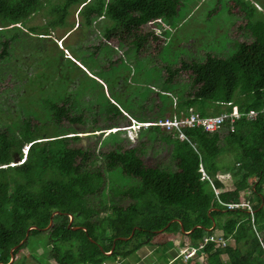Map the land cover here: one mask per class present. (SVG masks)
I'll return each mask as SVG.
<instances>
[{
    "label": "trees",
    "instance_id": "trees-1",
    "mask_svg": "<svg viewBox=\"0 0 264 264\" xmlns=\"http://www.w3.org/2000/svg\"><path fill=\"white\" fill-rule=\"evenodd\" d=\"M180 2L59 0L49 2L50 17L44 24L27 25L43 8V0H0V62L10 57L23 28L39 40L50 38L53 28L68 24L66 18L73 8L80 17L79 25L91 27L99 18H106L104 39L116 37L138 53L150 37L166 34H157L154 28L143 34L138 30L154 23L159 26V21L170 22ZM233 2L243 11V28L251 40L239 42L229 56L206 52L202 60L181 59L178 66L167 65L166 83L178 84L175 78L188 75L187 89H172L178 94L172 112L180 114L192 107L202 116L215 115L230 109L225 102L245 111L264 108V13L255 17L256 7L249 0ZM45 58L59 74L72 69L65 67L67 62L83 72L62 54ZM90 78L95 86H102ZM76 84L87 93L95 91L83 78ZM76 94L42 99L46 121H33V112L21 108L18 122L0 126V166H4L0 169V264H15L17 259L9 262L11 257L39 235L56 264H201L199 252L185 262L176 257L171 251L173 242L162 236L186 234L190 244L198 246L214 229L233 243L215 247L209 241L203 247L206 264H264V251L256 236V231L264 232V112L253 120L240 117L233 130L227 124L214 132L183 128L188 138L184 140L175 130L168 132L156 124L140 126L138 143L124 147V130L119 124L128 122L127 115H131L104 91V102L93 93L87 106ZM164 111L135 120L154 122L164 117ZM86 125L92 131L118 129L95 136L90 145L77 134ZM156 140L168 146L174 167L144 163L142 145ZM23 145L28 146L26 154L14 163L16 157H22ZM201 167L213 186L202 178ZM218 172L231 174L233 188L215 191L223 187L215 176ZM124 176L132 181L124 182ZM119 179L130 184L121 185ZM242 191H248L244 198L252 214L246 207H227L240 201ZM146 245L152 247L150 254ZM222 254L227 255V262ZM37 259L40 264H50Z\"/></svg>",
    "mask_w": 264,
    "mask_h": 264
},
{
    "label": "rangeland",
    "instance_id": "rangeland-1",
    "mask_svg": "<svg viewBox=\"0 0 264 264\" xmlns=\"http://www.w3.org/2000/svg\"><path fill=\"white\" fill-rule=\"evenodd\" d=\"M43 1L45 3L43 8L31 16L27 25L44 24L50 17L46 9L49 2L56 3L59 0ZM249 1L256 7L255 17L264 13V0ZM66 20L68 22L66 26L53 28L50 31V38L42 40L35 37L37 36L35 33L27 32L23 28V32L19 33L20 38L12 45L10 57L0 62V126L18 122L21 108L33 112V121L38 122L40 119L46 121L47 116L41 104L42 99L57 100L67 92L77 93L80 103L87 106L90 100L94 99V95L95 99L104 102V91L134 117L127 115L128 122L119 124L121 125L119 129L124 130L122 133L124 147L136 145L139 129L143 123L135 118H147L155 113L153 109L157 111L155 114L165 110L164 117L161 118L169 117L173 113L175 97L178 96L177 93L172 92V89L175 87L187 89L185 85L188 80L187 73L175 78L178 84L165 82L164 68L167 65L178 66L181 59L202 60L206 52L216 56H229L236 51L239 42L251 40V35L243 28L245 24L243 11L233 0H181L170 22L159 21L160 27L154 23L138 30V33L142 34L153 28L157 34L166 32L164 36L159 35L157 39L150 37L149 43H146L144 49L138 53L132 45H121L116 37L104 39L102 32L105 24H108L106 18H99L91 27H84L78 24L80 17L73 8ZM38 36L41 35L38 34ZM131 38L128 37L127 40ZM76 46H80L81 50L75 49ZM54 54L69 57L68 59L85 74L65 60L63 61L67 62L64 64L65 67L70 66L69 68L73 70L66 72L63 69V74H59V71H55L45 58ZM88 76L97 79L103 88L101 85L95 86L93 79ZM82 78L85 83L95 89L94 92L87 93L76 84ZM169 94L174 98H171ZM170 99H172L171 109L169 108ZM210 114H213V110H210ZM116 129L118 128L92 131L86 125V128L82 129L84 132L77 134L83 138L84 144L93 145L95 136L100 134L104 136ZM142 146L141 156L146 165L171 164L173 166L169 148L165 144L156 140L152 144L145 141ZM105 148L107 145L103 149ZM25 151L26 145H23L22 157H16L15 160L18 159V161L14 160V163L21 162ZM228 160L231 161L232 157ZM99 161L97 160L96 163ZM122 180L130 181L131 178L124 176ZM122 180L119 179L117 182L121 185L130 184V182L121 183ZM233 181V178L220 180L223 187L219 191L233 188ZM247 193L248 191H242L240 196L244 197ZM104 225L108 228L106 223ZM220 232L219 229H214L212 233ZM162 238L173 242L171 251L176 256H178L179 248L190 244L186 234L162 236ZM227 243L232 245L233 240L229 239ZM48 248L47 243L44 244V237L39 235L14 257L17 259L15 264H40L37 258L44 263L56 264L49 258ZM145 248L146 253L152 252L151 246L146 245ZM222 259L227 262V255L222 254ZM199 260L201 264H206L202 258L199 257ZM105 264L116 263L106 262Z\"/></svg>",
    "mask_w": 264,
    "mask_h": 264
},
{
    "label": "built area",
    "instance_id": "built-area-1",
    "mask_svg": "<svg viewBox=\"0 0 264 264\" xmlns=\"http://www.w3.org/2000/svg\"><path fill=\"white\" fill-rule=\"evenodd\" d=\"M224 104L230 106V109H224L222 112L215 115H206L202 116L198 112H196L192 107L188 108L186 112L176 114L173 112L169 117L159 118L154 122H144L145 125L156 124L159 125L162 129L172 132L176 131L177 137L180 140L188 139L185 133L182 131L183 128L188 127H200L204 131L214 132L223 129V126L227 124L229 130H233L234 122L240 117L244 116L246 119L253 120L258 114L264 112V108L262 109H249L247 111L241 110L237 104L232 102H225ZM202 172V178H207L211 185L213 183L211 179L206 175L203 168H200ZM218 180H230L232 176L229 172H218L216 175ZM224 183H226L224 181ZM216 192L219 191L215 189ZM246 207L249 212L252 214L253 211L251 209L250 204L245 200L244 197L240 196V201L238 203H229L227 204L228 208H236V207ZM253 220V219H252ZM257 239L260 243L261 248L264 251V232L256 231ZM212 241L216 246H225L228 240L223 237L222 232L219 234L211 233L207 237H204L203 240L199 243L198 246H193L192 244L185 245L178 250V256L182 257V260L187 261L190 260L197 252L200 253V258H202L206 262V253L203 250V247L209 242ZM176 256V257H178ZM199 259V258H198ZM201 262V260H199ZM202 263V262H201Z\"/></svg>",
    "mask_w": 264,
    "mask_h": 264
},
{
    "label": "water",
    "instance_id": "water-1",
    "mask_svg": "<svg viewBox=\"0 0 264 264\" xmlns=\"http://www.w3.org/2000/svg\"><path fill=\"white\" fill-rule=\"evenodd\" d=\"M15 161H18V159H17V160H15ZM70 218L72 219V217H71V216H70ZM71 219H70V220H71ZM49 225H51V222L49 223ZM49 225H48V226H49ZM30 228H34V226H31ZM76 228H77V227H76ZM22 241H23V240H22ZM22 241H21V242H22ZM21 242H20V243H21ZM12 249H13V248H12ZM14 257H15V256H12L9 262H12V261H13V259H14Z\"/></svg>",
    "mask_w": 264,
    "mask_h": 264
},
{
    "label": "clouds",
    "instance_id": "clouds-1",
    "mask_svg": "<svg viewBox=\"0 0 264 264\" xmlns=\"http://www.w3.org/2000/svg\"><path fill=\"white\" fill-rule=\"evenodd\" d=\"M70 58H71V57H70ZM71 59H72V58H71ZM142 125H143V126H147V125H145L144 123H143ZM27 147H28V146L26 145V150H27ZM25 154H26V151H25ZM3 167H4V166H0V169L3 168Z\"/></svg>",
    "mask_w": 264,
    "mask_h": 264
}]
</instances>
